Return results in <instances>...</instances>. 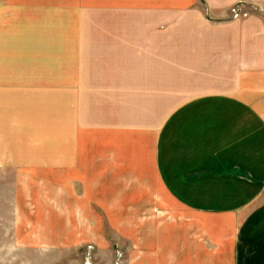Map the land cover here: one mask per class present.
I'll use <instances>...</instances> for the list:
<instances>
[{
    "label": "crops",
    "instance_id": "0c3cea01",
    "mask_svg": "<svg viewBox=\"0 0 264 264\" xmlns=\"http://www.w3.org/2000/svg\"><path fill=\"white\" fill-rule=\"evenodd\" d=\"M237 1L250 6L247 17L229 16ZM26 35L45 57L23 61L15 52ZM2 41L13 44L11 57ZM55 44L65 57H54ZM104 113L152 115L143 120L148 130L165 121L190 129L187 140L158 151L160 176L173 186L150 187L153 174L132 170L125 186L103 189L102 131H118L103 124ZM263 167L264 0H0V220L15 229L9 242L47 245L30 264H82L90 244L96 264H114L116 241L136 243L129 214L152 211L148 198L130 206V189L165 193L205 218L172 229L157 221L127 264H264ZM23 179L35 184L30 192ZM196 179L223 186L196 188ZM64 180L68 186L54 185ZM27 198L47 219L33 215L23 225L21 213L32 212ZM103 211L115 213L106 224L113 239ZM30 226L65 230L31 236ZM141 227L151 232L149 223Z\"/></svg>",
    "mask_w": 264,
    "mask_h": 264
},
{
    "label": "rangeland",
    "instance_id": "374dc122",
    "mask_svg": "<svg viewBox=\"0 0 264 264\" xmlns=\"http://www.w3.org/2000/svg\"><path fill=\"white\" fill-rule=\"evenodd\" d=\"M229 16L236 17V18H242L247 17L250 12V6L243 2V1H237L229 6L228 9ZM34 15V11H22V16L26 15ZM29 16L26 18L28 19ZM44 18V17H43ZM25 19V20H26ZM29 23H22V25H28ZM38 25H44V22H38ZM31 25L32 22H31ZM7 37H10V34H6ZM43 36V35H41ZM30 36L26 35L27 43L21 45L20 50H16V53H19L23 61L28 60L32 56H43L45 57V50L44 49H32V46H35L34 43H31L29 40ZM1 45L9 47L8 51L3 52L4 56L11 57L13 54V44L1 42ZM68 51H63L56 47L53 50V54L55 58H62L67 55ZM50 51L48 50V54ZM37 54V55H35ZM60 63V60H55V64L58 65ZM62 67L58 68L57 70H54L55 72L60 70ZM152 115H144L142 113H129V115H116V114H108L104 113L102 114V122L103 124H107L112 122L113 127L118 129L117 132L110 131V130H104L102 131V140H101V157H102V163H101V172L103 174L102 178V187L103 189L111 188V187H122L125 186V179L129 176V173L134 170V175H140V172L142 170L149 171L151 174L155 176L156 179H152L153 181H149L146 184H150V187H164L168 188L167 184H170L173 186L174 180H163L160 175H165V172L163 171L162 174L158 171V163H157V157H158V151L160 149V146L164 148V146L168 149L172 147L173 141H184L187 140L185 136H189L190 129L189 128H183L182 130L178 128L177 126H174V123H169L167 121L162 122L160 125L156 127H152L149 125L150 130L146 127L148 124H143V120L147 119ZM172 117V114H167L168 117ZM119 119L123 120V123H119ZM129 122V128L127 131L124 130V124L125 122ZM194 137H196L197 129L195 128L193 130ZM246 136H248L246 134ZM248 138V137H247ZM171 149V148H170ZM170 168V171H173V165L172 163L168 165ZM162 168H165V165H162ZM138 170V171H137ZM207 171L198 172L197 174H206ZM176 173H171L170 175H175ZM246 176V183L250 186V189L252 190V186L250 184H254V181H252L253 174L251 172H247ZM259 175L262 177L258 184L260 187H264V167L262 168ZM160 176V179L158 178ZM199 176V175H198ZM176 181V180H175ZM194 181V187L196 188H205V187H222L223 184L221 182L213 180H200L196 179ZM6 183V190L10 189L12 186V183L10 181H5ZM72 183H76L75 181H72ZM177 184V181H176ZM23 187H27V191L30 192L32 186L35 184L28 180L25 181V179L22 180ZM36 185L41 187L42 189H45L46 187H51L52 184L46 185L45 181H39ZM57 187L59 186H68L67 181H61L59 184H54ZM74 185V184H73ZM78 185H74V187H77ZM178 186V184H177ZM190 187V184L188 185ZM129 205L131 206V202H137L136 199L143 200L145 198H148L150 207L152 209L151 212L144 211L143 213L140 212H132L133 215L129 214V226L134 225L133 227L136 228H129V236H134L136 238V243L133 245L129 241V244H121V242L116 241L114 243V264H127L128 256L129 259L130 256L135 254H138V251L141 250V241L142 237L145 235L146 238H149V236H153L157 230V221H163L159 223H164L168 226V229H172L173 224H182L184 222L188 223L189 219H192L191 216H200L202 218H205V212H192L190 210H183V208L180 206L186 205V203H179L171 201L170 198L174 197H168L165 193L164 194H157V190H151L148 189L149 196L144 197L141 195L142 193L139 191H133L131 192V189L129 190ZM44 199H46L45 196H42ZM251 197L256 200L257 196L256 194H252ZM5 197H3L4 199ZM115 198L117 200L124 201V196L115 195ZM204 198V197H203ZM259 200V199H258ZM256 200L253 203H258L259 201ZM26 201L28 202V207L31 209L30 211H23L21 213L22 215V221L23 225L25 221L31 220L33 218V215L38 217L39 215H45L44 219H47V212H41L38 213L35 210V203L32 205V202L30 199L27 198ZM174 204L178 205V210L174 211L173 207ZM149 207V208H150ZM165 211L162 212L163 209ZM3 215H8L10 213L1 212ZM1 214V216H2ZM115 213L103 211L102 212V221L105 226L103 227L104 232L106 236L112 239L114 237L111 236L109 233V228L107 227L108 218ZM121 214V213H118ZM176 220H179L178 222H175ZM0 264H30V260L36 258L35 250L37 247H46L47 245H39V244H33V243H26V244H19V243H11L9 240L13 239L14 235V227L11 226V224H8L7 219L0 220ZM142 223H149L151 225V232H148L147 228H143ZM29 225V224H28ZM65 228H54V229H42V228H35L33 229V226H30L26 229V234L37 235L36 232H41V235L45 234H52L53 236H61L64 232ZM175 230H180V228H175ZM133 231L134 233H132ZM143 231H145L143 233ZM4 240H6L4 242ZM74 246V245H69ZM94 249V245H86L84 247V261L82 264H96V261L94 262V258L92 257V251ZM44 251H50V256L53 255L52 250H44ZM133 257V256H132ZM140 257V256H139Z\"/></svg>",
    "mask_w": 264,
    "mask_h": 264
}]
</instances>
